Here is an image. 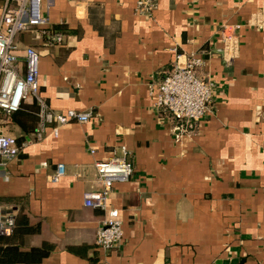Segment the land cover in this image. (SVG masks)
Wrapping results in <instances>:
<instances>
[{
    "label": "crops",
    "instance_id": "1",
    "mask_svg": "<svg viewBox=\"0 0 264 264\" xmlns=\"http://www.w3.org/2000/svg\"><path fill=\"white\" fill-rule=\"evenodd\" d=\"M136 5L44 0L50 22L17 36L21 50L40 54V92L51 107L92 113L36 140L12 119L24 140L0 167V208L40 224L22 251L53 245L17 264H264V0H158L152 16ZM191 53L205 60L199 75L214 83V102L184 133L151 90ZM113 156L134 171L109 200L124 239L104 251L105 212L84 196L103 187L95 161ZM59 164L65 175L53 182Z\"/></svg>",
    "mask_w": 264,
    "mask_h": 264
},
{
    "label": "built area",
    "instance_id": "2",
    "mask_svg": "<svg viewBox=\"0 0 264 264\" xmlns=\"http://www.w3.org/2000/svg\"><path fill=\"white\" fill-rule=\"evenodd\" d=\"M43 1L7 0L0 15V167L3 168L19 155L23 145L11 130L12 115L22 102L33 99L39 104L38 125L31 140L42 139L50 127L58 135L61 126L75 121L87 122L92 116L89 111L70 109L62 112L52 108L40 92L39 52L32 46L23 50L19 47L18 34L50 22L42 12ZM157 5L158 0H137L136 11L152 16ZM53 38L56 42L62 41V35L58 33ZM204 62L197 53H191L185 62L178 59L151 90L153 104L167 112L184 133L194 131L212 110L214 83L199 75ZM94 165L103 187L86 192L84 201L86 206L105 212L97 231V244L108 251L119 246L124 239L120 210L111 206L109 200L115 183L128 180L134 167L123 156L96 160ZM64 175L65 165L59 164L51 180L57 182ZM13 227L14 215L3 213L0 208V234H10Z\"/></svg>",
    "mask_w": 264,
    "mask_h": 264
},
{
    "label": "trees",
    "instance_id": "3",
    "mask_svg": "<svg viewBox=\"0 0 264 264\" xmlns=\"http://www.w3.org/2000/svg\"><path fill=\"white\" fill-rule=\"evenodd\" d=\"M39 113V104L37 101L22 102L20 108L13 113L12 119L23 130L25 136L36 130ZM24 137L19 138L22 143ZM14 215V227L10 234H0V264H17L18 262L30 259H39L52 250L53 245L43 243L41 247H33L30 251H22L21 245L25 238L33 236L40 232V224L31 222L26 213Z\"/></svg>",
    "mask_w": 264,
    "mask_h": 264
}]
</instances>
